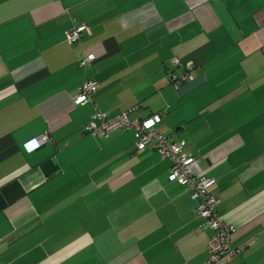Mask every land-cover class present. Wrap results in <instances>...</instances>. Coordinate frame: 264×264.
<instances>
[{
	"label": "crops",
	"instance_id": "0c3cea01",
	"mask_svg": "<svg viewBox=\"0 0 264 264\" xmlns=\"http://www.w3.org/2000/svg\"><path fill=\"white\" fill-rule=\"evenodd\" d=\"M96 109L159 116L247 246L226 264H264V0H0V264H206L211 231L171 162L135 131L87 134Z\"/></svg>",
	"mask_w": 264,
	"mask_h": 264
},
{
	"label": "built area",
	"instance_id": "2783aa9c",
	"mask_svg": "<svg viewBox=\"0 0 264 264\" xmlns=\"http://www.w3.org/2000/svg\"><path fill=\"white\" fill-rule=\"evenodd\" d=\"M88 30L87 24L75 26L66 33L67 43L70 45L80 43ZM95 60V55L89 54L83 58L80 65L87 67ZM172 65L180 66L179 60L175 58ZM193 68L192 64H188L184 76L181 78L173 76L170 81L172 85L178 87L182 82L189 80L191 78L189 74ZM97 86L98 84L95 82H84L79 94L74 99V105L78 107L87 104ZM158 120L159 116H152L148 119H131L127 113H121L110 118L105 112L96 109L86 125L85 132L89 135H100L108 138L111 133L135 131L138 134L136 143L138 150L152 147L161 158L169 160L171 162L170 181L186 189L191 199L199 202L195 211L196 215L206 221L212 232L208 246L209 258L206 264H226L244 252L247 246L242 244L239 247H232L236 229L221 220L216 213V206L219 201L211 191L216 181L202 176L196 158L188 155L185 151L186 142L171 143L165 135L155 131L154 125ZM49 139L48 135H44L33 143L45 144Z\"/></svg>",
	"mask_w": 264,
	"mask_h": 264
},
{
	"label": "trees",
	"instance_id": "16d2710c",
	"mask_svg": "<svg viewBox=\"0 0 264 264\" xmlns=\"http://www.w3.org/2000/svg\"><path fill=\"white\" fill-rule=\"evenodd\" d=\"M206 222V221H205ZM210 230V229H209ZM211 231V230H210ZM211 235H212V232H211ZM211 235H210V237H211ZM210 240V239H209Z\"/></svg>",
	"mask_w": 264,
	"mask_h": 264
}]
</instances>
